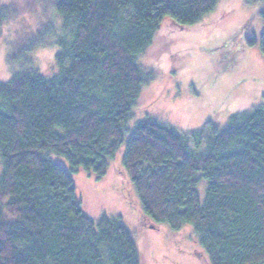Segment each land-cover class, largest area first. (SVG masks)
I'll list each match as a JSON object with an SVG mask.
<instances>
[{
  "label": "trees",
  "instance_id": "1",
  "mask_svg": "<svg viewBox=\"0 0 264 264\" xmlns=\"http://www.w3.org/2000/svg\"><path fill=\"white\" fill-rule=\"evenodd\" d=\"M216 3L52 0L61 27L72 28L69 41L47 28L55 73L45 78L24 55L0 83V264H142L121 217L91 220L72 178L46 155L99 180L121 148L144 218L190 225L209 264H264V108L234 114L219 131L207 132L208 121L181 133L153 117L125 125L151 78L138 56L160 24L190 28ZM259 48L264 58V31Z\"/></svg>",
  "mask_w": 264,
  "mask_h": 264
},
{
  "label": "rangeland",
  "instance_id": "2",
  "mask_svg": "<svg viewBox=\"0 0 264 264\" xmlns=\"http://www.w3.org/2000/svg\"><path fill=\"white\" fill-rule=\"evenodd\" d=\"M51 2L0 0V11L5 14L0 31V83L7 82L20 68L24 55L45 78L55 73L58 48L51 38L64 35L69 41L72 28L61 27L62 19ZM263 10L261 0H217L213 9L190 28H180L165 19L151 45L138 56L151 78L142 86L125 125L132 127L145 117H153L181 133L202 129L208 121L207 132L211 128L219 131L234 114L264 108V58L259 48ZM47 28L54 32L49 34L51 40L46 37ZM39 41L40 46L25 50ZM122 151L109 161L99 180L83 172L72 173L63 158L46 155L72 178L76 198L91 220L97 221L103 214L121 217L142 264H209L190 225L172 230L144 218L122 168ZM205 185L202 180L200 198Z\"/></svg>",
  "mask_w": 264,
  "mask_h": 264
}]
</instances>
